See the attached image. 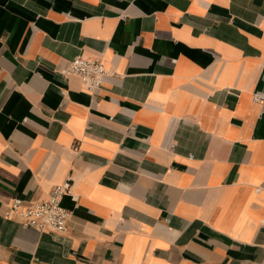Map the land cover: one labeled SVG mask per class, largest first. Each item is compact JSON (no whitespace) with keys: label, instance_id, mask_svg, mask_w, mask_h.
<instances>
[{"label":"crops","instance_id":"1","mask_svg":"<svg viewBox=\"0 0 264 264\" xmlns=\"http://www.w3.org/2000/svg\"><path fill=\"white\" fill-rule=\"evenodd\" d=\"M256 94L264 0H0V264H264ZM67 178L64 234L5 218Z\"/></svg>","mask_w":264,"mask_h":264},{"label":"built area","instance_id":"2","mask_svg":"<svg viewBox=\"0 0 264 264\" xmlns=\"http://www.w3.org/2000/svg\"><path fill=\"white\" fill-rule=\"evenodd\" d=\"M68 74L79 78L91 94L102 88L109 75L101 59L81 56L70 62ZM253 100L262 102L264 97L256 94ZM72 187V179L67 178L62 184L53 186L46 200L31 205L14 198L6 207L5 218L16 219L22 228H31L38 233L64 234L69 228L72 212L63 207L62 200L65 196L71 195Z\"/></svg>","mask_w":264,"mask_h":264}]
</instances>
